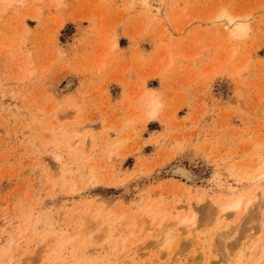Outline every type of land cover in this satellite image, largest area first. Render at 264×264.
<instances>
[{"label": "rangeland", "instance_id": "obj_1", "mask_svg": "<svg viewBox=\"0 0 264 264\" xmlns=\"http://www.w3.org/2000/svg\"><path fill=\"white\" fill-rule=\"evenodd\" d=\"M0 4V264H264V0Z\"/></svg>", "mask_w": 264, "mask_h": 264}, {"label": "bare ground", "instance_id": "obj_2", "mask_svg": "<svg viewBox=\"0 0 264 264\" xmlns=\"http://www.w3.org/2000/svg\"><path fill=\"white\" fill-rule=\"evenodd\" d=\"M12 1V0H11ZM20 1V0H19ZM1 5V4H0ZM2 6V5H1ZM220 19H224V20H226V23H227V25L231 28V34H232V36H235V37H243V35H245L246 33H247V30L249 29V25H248V21L247 20H245V19H243V18H240V17H238V16H235V15H233V14H231L229 11H227L226 9L224 10V11H222L221 12V14H220ZM69 85V84H68ZM149 100V101H148ZM148 104H147V108H146V112H147V114L149 113V114H156V112H157V108H158V103H157V95H155V94H150L149 95V98H148ZM158 105V106H157ZM146 112H145V114H146ZM146 114V115H147ZM260 163V162H259ZM258 165V164H257ZM173 168V170L171 171L173 174H176V175H178V176H180L182 179H186V180H194L195 178H196V176H195V174H194V172L193 171H191L189 168H187L185 165H183V164H176V165H174V167H172ZM254 169V168H253ZM256 169V168H255ZM259 169V168H258ZM260 174V173H259ZM180 178V179H181ZM248 178V177H247ZM250 180V179H249ZM258 182H257V188H258V190H259V192H261V193H264V170H263V172H262V174L259 176V178H258ZM187 181V182H188ZM186 183V182H185ZM194 183V182H193ZM256 190V189H255ZM254 190V191H255ZM204 192V191H203ZM256 192V191H255ZM258 195H260V193H258V192H256ZM257 194H255L256 196H257ZM205 195V194H204ZM200 196V195H199ZM200 198V197H199ZM205 199V198H204ZM218 199V198H217ZM217 199H216V201H214V202H210V203H212L211 205L209 204L208 206H207V212H208V216H209V219H210V221L212 220L213 221V223H216L217 224V222H219V221H221V220H225V219H227V218H229L230 216H232V214H237L240 210H241V208H242V206H243V204H242V198H238V196H237V198L236 199H231V200H229V201H227V202H220V203H218L217 202ZM215 200V199H214ZM210 201V200H209ZM222 201V200H221ZM248 201H251V199L249 198V200ZM217 205V206H216ZM183 206V205H182ZM181 206V207H182ZM188 207V208H187ZM186 208L187 209H189L190 210V212H189V215H188V213H185V214H183L182 216H181V218L179 219V222H177V221H175V222H177V223H182L183 225L182 226H184L185 227V230L184 231H188V232H190V233H195V230H196V225H195V223H196V218H195V213H196V208L197 207H193V205L192 204H188V205H186ZM196 209V210H195ZM199 210V209H198ZM97 219V218H96ZM100 220H102V219H100ZM99 220V221H100ZM161 220V219H160ZM95 221V220H94ZM97 222H98V220H96ZM103 221H104V219H103ZM98 222L97 224V226H96V228L98 229V228H101V226H102V228H101V230H104V231H107V228L109 227V221H108V224H106V223H104V222ZM157 221V220H156ZM107 222V221H106ZM145 222V221H144ZM146 223V222H145ZM156 223H158V222H156ZM166 223V222H165ZM164 222L162 223L161 221L159 222V224L157 225H155L154 224V226L156 227V226H158V229H159V233L160 234H162V236H161V238L160 239H162V240H160V242H162L161 244H162V246L163 247H167V249H168V247L171 245V242H172V240H173V238H174V236H175V232L177 231V229H178V227H180L181 225L179 224V226H178V224L176 225V226H178L177 228H173L171 225V227H169V223H166L165 224ZM147 225H148V223H147ZM146 225V226H147ZM164 225H167L168 227L166 228V226H164ZM172 225H175L174 223H172ZM149 226V225H148ZM153 226V224L151 225V227ZM182 226L180 227V228H182ZM227 226V225H226ZM150 227V226H149ZM150 227V228H151ZM183 227V228H184ZM231 226H229V227H227V229L225 230V231H223V232H221L218 236H217V240H219L218 242H219V244L218 245H221V246H223L224 245V248L225 249H229V250H231V249H233V250H235V249H238L239 250V253H240V251H241V253L243 252V248H245V247H247L248 246V244L247 243H249L248 242V240H250L249 238H250V234H248L246 231H244L243 232V235L240 237V239H237V240H235V242L234 243H228L229 245H227L226 244V242L228 241V233H229V235H230V232H231V228H233V227H231ZM142 228V227H141ZM180 228H179V231H180ZM143 229V228H142ZM153 229V228H152ZM231 229V230H230ZM235 229V228H234ZM234 229H233V231H234ZM156 230V229H155ZM154 233H155V231H154ZM176 233H178V232H176ZM160 234H159V236H160ZM195 236V235H194ZM200 237V236H199ZM253 237V236H252ZM104 239H106V237L104 238ZM215 240V239H214ZM216 240V241H217ZM225 240H227V241H225ZM230 240V239H229ZM216 241H214V242H216ZM217 242V243H218ZM221 243V244H220ZM232 244V245H231ZM245 245H247V246H245ZM253 245H255V244H253ZM229 246H231V248L229 247ZM245 246V247H244ZM228 247V248H227ZM251 249H252V247H250ZM200 249L202 250V248L200 247ZM251 249H249L248 251H247V253L251 250ZM228 250V251H229ZM203 251V250H202ZM244 251H245V249H244ZM233 252V251H232ZM235 253V252H234ZM245 253V252H244ZM260 253H261V257L262 258H264V243H263V246H262V249L260 250ZM230 254H231V252H230ZM249 254H250V252H249ZM248 254V255H249ZM238 255V254H237ZM246 256H247V254H245ZM256 255V254H255ZM259 256H260V254H259ZM227 257H229L228 255H227ZM226 257V258H227ZM230 257H232V255L230 256ZM238 257H240V256H238ZM238 257H235L236 258V260H237V258ZM242 257V256H241ZM250 256H248V258H249ZM261 257H260V259H261ZM246 258V257H245ZM244 258V259H245ZM228 259V258H227ZM235 260V262H236V264H237V261ZM239 260V259H238ZM226 261V260H225ZM240 261V260H239ZM238 261V262H239ZM244 261V260H243ZM243 261H241V262H243ZM259 261V260H258ZM241 262H239L240 264H241ZM256 262V261H255ZM231 263V262H230Z\"/></svg>", "mask_w": 264, "mask_h": 264}]
</instances>
